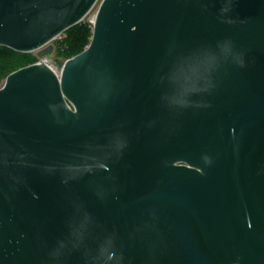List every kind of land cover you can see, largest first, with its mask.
<instances>
[{
	"label": "water",
	"instance_id": "water-1",
	"mask_svg": "<svg viewBox=\"0 0 264 264\" xmlns=\"http://www.w3.org/2000/svg\"><path fill=\"white\" fill-rule=\"evenodd\" d=\"M0 0V264H264V0Z\"/></svg>",
	"mask_w": 264,
	"mask_h": 264
},
{
	"label": "trees",
	"instance_id": "trees-1",
	"mask_svg": "<svg viewBox=\"0 0 264 264\" xmlns=\"http://www.w3.org/2000/svg\"><path fill=\"white\" fill-rule=\"evenodd\" d=\"M93 31V23L85 19L65 30L55 41L57 57L68 59L81 53L90 44ZM32 63L35 58L27 52L0 45V80Z\"/></svg>",
	"mask_w": 264,
	"mask_h": 264
},
{
	"label": "rangeland",
	"instance_id": "rangeland-1",
	"mask_svg": "<svg viewBox=\"0 0 264 264\" xmlns=\"http://www.w3.org/2000/svg\"><path fill=\"white\" fill-rule=\"evenodd\" d=\"M101 2H102V0H98L96 2V4L93 6V8L85 16V18H84L85 20H89L90 22L93 23V21L95 20V16L97 14V11H98V9L100 7ZM55 41H56V39L52 40L51 43H53L55 45ZM27 53L35 58V62H39V61H41V60H43L45 58L47 59L46 56H40L38 54V50L30 51V52H27ZM47 56L49 58L50 65L53 68H56V65H57L58 60H61L62 59V58L57 57L55 50H54L53 53L47 54ZM5 80H6V78H3V79L0 80V87H2L4 85Z\"/></svg>",
	"mask_w": 264,
	"mask_h": 264
},
{
	"label": "bare ground",
	"instance_id": "bare-ground-1",
	"mask_svg": "<svg viewBox=\"0 0 264 264\" xmlns=\"http://www.w3.org/2000/svg\"><path fill=\"white\" fill-rule=\"evenodd\" d=\"M46 59V58H45ZM44 60V59H43ZM47 60V59H46ZM50 63V62H49ZM52 67V66H51Z\"/></svg>",
	"mask_w": 264,
	"mask_h": 264
},
{
	"label": "built area",
	"instance_id": "built-area-1",
	"mask_svg": "<svg viewBox=\"0 0 264 264\" xmlns=\"http://www.w3.org/2000/svg\"><path fill=\"white\" fill-rule=\"evenodd\" d=\"M56 70V68H54Z\"/></svg>",
	"mask_w": 264,
	"mask_h": 264
}]
</instances>
